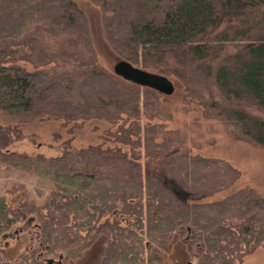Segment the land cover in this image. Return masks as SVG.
Wrapping results in <instances>:
<instances>
[{"label":"trees","instance_id":"1","mask_svg":"<svg viewBox=\"0 0 264 264\" xmlns=\"http://www.w3.org/2000/svg\"><path fill=\"white\" fill-rule=\"evenodd\" d=\"M89 1L100 7L105 38L123 60L162 67L157 72L176 77L205 118H223L238 139L264 148V118L244 110L264 114V0ZM227 43L238 51L219 58ZM21 47L34 68L62 63L72 71H26L14 64ZM154 93L100 69L87 19L72 0H0L1 114L111 123L125 114L128 127L113 141L161 158L155 169L120 149L92 146L60 157L29 156L7 152V134L0 136V165L33 177L38 195L46 192L42 204L26 200L15 210L0 195V239L16 223L36 221L38 244L19 256L24 264H64L98 232L110 237L102 264H162L174 233L195 249V264H236L264 248V197L242 189L205 202L240 178L236 169L218 159L169 154L167 135L157 144L148 132L130 140L141 130V96ZM60 252L64 257L54 258Z\"/></svg>","mask_w":264,"mask_h":264},{"label":"rangeland","instance_id":"2","mask_svg":"<svg viewBox=\"0 0 264 264\" xmlns=\"http://www.w3.org/2000/svg\"><path fill=\"white\" fill-rule=\"evenodd\" d=\"M72 1L87 19L98 66L101 70L113 74L114 65L123 59L116 54L105 38L100 7L89 0ZM219 31L224 29L221 28ZM42 39L48 47L56 46V43L48 38L42 37ZM226 46L219 58L233 55L238 51L233 43H227ZM29 54L27 48H18L14 64L26 71L36 69L69 73L72 71L70 64L62 63L34 68L26 56ZM156 68L159 69L143 70L159 74L162 67ZM164 76L173 83L174 93L163 96L154 91L155 93L148 98L141 96L136 108L139 110L137 118L141 130L137 135H130V140L132 142L143 140L145 132H148L147 135L153 136L157 144L167 135L171 139L169 154L183 152L191 156L222 160L240 173V178L233 185L209 197L205 202L221 200L242 189H250L256 196L264 197V148L244 139H238L236 132L223 118H205L203 109L196 100L184 98L183 84L173 75L165 74ZM244 110L264 118V114L253 109L244 108ZM127 116L122 114L115 123H111L99 119L68 121L48 118H11L0 113V136L7 134L8 138L5 140L6 143L9 142L6 147L7 152L29 156L40 154L45 157H60L63 152H76L90 146L100 147L102 150L120 149L128 156L135 157L142 168L149 164L151 168L157 169V162L161 158L153 157L151 155L153 152H146L142 146H122L113 141V134H116L120 127H128ZM17 136L21 138L17 139ZM13 186L23 187L11 194L8 191ZM36 189V181L33 177L8 172L0 165V195L4 196L11 210H15L26 200L42 204L46 192L40 196ZM232 224L235 227L241 225L239 222H232ZM37 236L38 230L33 217L12 226L0 239V264H24L19 256L36 248ZM89 239V247L79 257L65 259L64 264H102L106 247L110 242L109 235L98 232L91 234ZM194 254L195 249L189 248L187 240L180 237L178 233H174L167 250L162 255V264H195ZM58 255L64 257L60 252L54 258ZM236 264H264L263 245L247 252Z\"/></svg>","mask_w":264,"mask_h":264},{"label":"water","instance_id":"3","mask_svg":"<svg viewBox=\"0 0 264 264\" xmlns=\"http://www.w3.org/2000/svg\"><path fill=\"white\" fill-rule=\"evenodd\" d=\"M113 74L124 81L148 88L163 96L174 93V85L166 76L143 70L125 60H120L114 65Z\"/></svg>","mask_w":264,"mask_h":264}]
</instances>
